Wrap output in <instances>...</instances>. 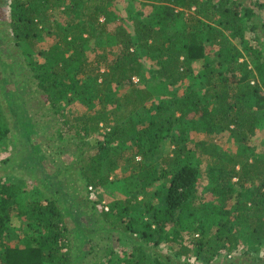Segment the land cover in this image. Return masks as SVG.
<instances>
[{"label":"trees","instance_id":"1","mask_svg":"<svg viewBox=\"0 0 264 264\" xmlns=\"http://www.w3.org/2000/svg\"><path fill=\"white\" fill-rule=\"evenodd\" d=\"M87 1L6 0L7 22L15 43L34 47L40 39L54 38L40 51L45 62L35 64L31 79L52 120L60 123L54 133L57 143L72 144L77 151L62 176L87 191L110 184V173L121 163L136 171L121 179L126 197L107 211L96 209L86 196L97 230L73 232L76 226L62 195L48 192L40 182L27 191L9 181L20 152L1 160L0 264H80L75 237L82 245L98 232L117 234L133 245L121 252L115 246L104 248L99 258L111 255L105 264H186L179 258L190 256L201 264H244L234 257L240 247L264 244V151L256 153L249 145L264 113V54L251 44L264 42L258 16L264 0H153L149 18L133 24L132 34L117 25L113 35L94 46L95 19L103 16L106 25L109 17L103 4L87 6ZM243 19L250 25L244 26ZM245 30L257 36L247 39ZM95 50L100 53L91 60L89 51ZM142 58L171 87L192 73L195 61H202V95L190 91L177 97L169 90L167 99H153L132 81H142ZM8 68L0 66V145L12 143L8 136L13 133L28 142L32 135L30 125L17 133L10 117L14 103L18 120L27 122ZM115 88L128 91L114 99ZM75 103L88 111L68 117L62 106ZM121 107L125 115L119 117L115 113ZM113 114L115 124L109 128ZM95 129L100 131L95 142L84 143ZM191 131L206 139L192 141ZM224 135L238 144V156L218 145ZM166 139L171 154L159 166L154 159ZM201 156L212 161L205 184L198 168H191ZM157 183L163 190L147 197V188ZM15 220L25 222L22 233L14 228ZM170 231L186 236L173 258L154 248ZM247 249V263L259 264Z\"/></svg>","mask_w":264,"mask_h":264},{"label":"rangeland","instance_id":"2","mask_svg":"<svg viewBox=\"0 0 264 264\" xmlns=\"http://www.w3.org/2000/svg\"><path fill=\"white\" fill-rule=\"evenodd\" d=\"M5 1L6 0H0V66L3 67L4 64L9 66L7 76L12 77L15 81V91L20 97L21 109L24 114V118L27 119V122L18 120L14 103L9 105L10 117H12V119L16 122L15 128L17 129V133H19L25 125H30L32 135L30 138L28 137L29 142L24 139H17L14 133L9 135L8 137L14 141L12 143H3L0 145V162L1 160L13 155V153L17 155L20 152L21 161L14 166V172L12 173L13 175H11V178H9L11 179L9 181L20 183L27 191H32L34 184L36 182H40V184L48 192L62 195L61 197L70 210L73 222L76 226H72L73 232L77 228L97 230L94 226L96 225L94 218L89 212V207L92 204L85 200L86 196L90 202L94 203L96 209H103L104 211H107L110 208V205H113L115 201H119L126 197L125 187L123 182H121V179L124 176L131 174L133 169L136 171V167L132 166L130 163H121L110 173V184L96 190L88 189L85 191L81 187L80 183H70L68 182L69 177L64 178L62 176L61 171H63V168L66 165H69V163L76 158L77 151L72 147V144L57 143L54 133L60 126V123L52 120L50 110L47 105L44 106L42 104L43 102L41 103V95L35 90L34 80L31 79L35 64H42L45 62L44 57L40 54V51L45 49L54 38H44V40L40 39L36 42L34 47H31L26 42H21L19 44L15 43L8 24L9 9ZM91 3L103 4L109 17V23L106 25H104L105 21L103 16H97L95 19L97 29L93 33V38H91V43L94 46L98 40L105 38L107 34L113 35L115 30L114 28L117 25H121L127 32L132 34L134 28L133 24L137 21H145L149 18L150 13H152L151 5L155 3V1L90 0L86 2L87 6H90ZM85 12H87V9ZM186 15H190L189 12H187ZM258 16L259 20L264 23V9L258 11ZM242 22L244 26L250 25V22L246 19H243ZM259 33H261V31ZM244 34L247 39H252L257 36L246 30ZM227 35L229 38L231 37V34ZM234 43H236V41H234ZM251 44L261 50L264 54V42L251 41ZM113 49L114 51H117L118 48L114 47ZM99 53L100 51L96 50L89 51L88 55L91 60H94L95 55H98ZM111 57L112 55H108L107 58L111 59ZM210 59L211 61H215L216 58L212 56ZM140 62L143 66V78L142 81L133 83L140 89L148 90L151 96H153V99H167L166 93L169 90L174 92L177 97H183L185 93L189 95L190 91H197L198 95H202L204 91V88L201 87L204 80L202 61H195L192 64V73L185 80L173 87L168 86L166 82L161 81L154 75L152 69L150 68L152 63L149 59L142 58ZM101 71H103V69ZM127 91L128 88H115L111 94L114 99H120ZM3 96L6 99L5 101L8 102L7 93ZM62 109L63 113L68 115V117L78 116L88 111L81 103L63 105ZM111 111H115L113 107H111ZM115 115L119 117L125 115L123 107L116 110ZM115 115L113 114L108 116L110 119L109 128L115 124ZM177 128L178 125L175 126L174 132ZM95 131L96 132L92 133L90 137L84 139V143L92 144L95 142V139L98 136L96 133H98L99 130L95 129ZM188 137L192 141L206 139L202 132L194 131H191ZM218 143V145L227 149L232 155H239L240 148L238 144L234 142L232 137L224 135V138H221ZM249 145L256 153L264 151V113L260 116L256 135L250 141ZM171 150L172 146L170 141L169 139H166L160 145L159 153L155 156L156 159H154V162L160 166L162 158L169 156L171 154ZM139 161L140 158L135 159L134 165H136ZM191 163V168H198L202 183L205 184V176L208 168L212 164V161L201 156L197 157ZM58 173L59 176L57 177ZM2 179L7 180V177L4 176ZM157 190L159 193L163 190L159 183L147 188L145 194L147 197H150V195ZM24 223L25 222L23 220L13 221L14 228L18 233H22L25 225ZM185 243L186 236H177L170 231L163 234L159 244L154 248L163 255H168L173 258L175 250H177L180 245ZM74 245L76 256L79 257L82 254V258H79L80 264H91L92 262L105 264L111 255L106 253V255L99 258L98 253L100 251H105L104 248L107 246H115L116 250L119 252L128 251L129 247L133 246L129 241L121 238L119 235L108 234L107 232H98L87 236L82 245L80 244L78 238L75 237ZM148 245L153 247L152 242ZM243 249H247V246L246 248L240 247V249L234 254V257H240L241 260L244 259V264H250L247 263V258L244 257ZM247 251L250 253V257H254L260 261L259 264H264V244L260 246L255 245L253 248L247 249ZM148 257L147 261H150L153 258V255L150 254ZM222 257L223 256L217 258L220 259L219 262L222 261ZM179 259L186 264H201V261L195 260L193 256L184 258V260L182 258Z\"/></svg>","mask_w":264,"mask_h":264},{"label":"built area","instance_id":"3","mask_svg":"<svg viewBox=\"0 0 264 264\" xmlns=\"http://www.w3.org/2000/svg\"><path fill=\"white\" fill-rule=\"evenodd\" d=\"M132 81H133V82H138V79L135 78V77H133V78H132Z\"/></svg>","mask_w":264,"mask_h":264}]
</instances>
